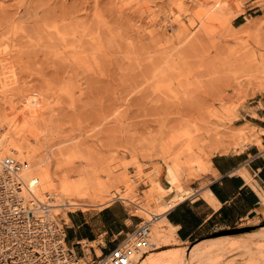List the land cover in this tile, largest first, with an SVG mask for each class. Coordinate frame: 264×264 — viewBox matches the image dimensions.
<instances>
[{
	"label": "rangeland",
	"instance_id": "374dc122",
	"mask_svg": "<svg viewBox=\"0 0 264 264\" xmlns=\"http://www.w3.org/2000/svg\"><path fill=\"white\" fill-rule=\"evenodd\" d=\"M202 1L214 0H0V116L38 141L39 156L54 155L71 203L52 210L59 222L113 201L147 219L129 200L155 210L153 195L167 200L207 182L208 170L176 172L164 157L183 159L188 137L209 159L235 152L230 135L252 129L251 106L264 99V0L237 26L243 0L212 20ZM260 210L206 231L203 249L223 248L201 264H264ZM174 244L161 236L137 264L147 255L165 264L180 250L155 252Z\"/></svg>",
	"mask_w": 264,
	"mask_h": 264
},
{
	"label": "crops",
	"instance_id": "0c3cea01",
	"mask_svg": "<svg viewBox=\"0 0 264 264\" xmlns=\"http://www.w3.org/2000/svg\"><path fill=\"white\" fill-rule=\"evenodd\" d=\"M262 1L243 0V12L232 19V24L237 26L247 17L259 16ZM251 107H255L256 117H252L256 120L253 122L263 150L252 145L237 152L213 154L204 174L207 182L165 212L164 219L172 227L170 232L175 244L173 248L157 250L156 254L181 250L186 244L204 240L199 238L220 221L252 218L257 210L263 212L259 209L261 201L256 191L264 193V99ZM205 190L215 199L214 205L200 194ZM63 223L67 244L80 256L78 242L91 245L95 251H108L124 240L139 220L123 202L113 201L100 208L88 206L68 212Z\"/></svg>",
	"mask_w": 264,
	"mask_h": 264
},
{
	"label": "bare ground",
	"instance_id": "6f19581e",
	"mask_svg": "<svg viewBox=\"0 0 264 264\" xmlns=\"http://www.w3.org/2000/svg\"><path fill=\"white\" fill-rule=\"evenodd\" d=\"M229 2H231V0H214L210 3H208L207 1H202L199 2V4H210V6H208L209 8L204 11V15L205 19L212 20L218 19L216 13L221 11ZM250 126L252 128L251 130H239L233 132L230 135L232 145L234 146V148H236V152L239 150H243L250 143L261 146V139L256 127L254 125ZM207 130H210V128L208 127ZM25 132L24 130H22V126L19 124V122L11 120L8 116H0V169L2 168L1 162L5 157L12 158L17 162H25L26 167L23 168L19 173V179L21 181L20 195L24 200L34 198L40 201H48L50 206V215L55 217L56 214L52 213V210L55 207L57 208L58 206L62 207V205H71V203H69L67 199H64V197L68 193L69 185L65 182L64 174L59 175L58 169L53 166L54 155L45 153L42 156H39L38 150L40 149V146H38V141L37 143L30 142L29 137ZM213 133L214 135H216L217 132L215 131V129ZM187 139L188 142L186 144L188 151L187 155L183 159L177 160L178 158H176L174 155L172 157L166 156L164 158L168 161L169 166L176 172L184 169L187 170V173L193 175H195L196 173H206L210 163L209 157L200 155L199 152H194L192 149L194 143L191 142L190 137H188ZM218 145L220 146V148L225 149L227 146V142L224 140H216V146ZM76 189L78 190L79 188ZM50 191H57V193L60 194L63 200H54L53 194H51ZM256 192L261 201V206L259 209H264V193L260 190ZM41 193L44 194L41 195ZM194 193L195 190L193 188L183 189L180 192L172 193L167 200H163V197L161 195H153V199L158 202L155 210H151L146 203L135 201L133 202L131 201L132 199L129 200L136 205V210L144 214L143 217H148L147 219H143L141 223H148L149 225V246L152 247V245H154V243H156L161 236H165L166 238L172 237L170 232V229L172 227L165 221L164 214L177 202L191 196ZM200 194L210 204H215L216 201L209 193V191H201ZM46 197L48 199H46ZM166 229L169 230L168 233L163 232ZM205 245H207V242H203V240L194 242L187 248L186 251H184L183 249L179 252L176 251L173 253L171 259L165 258L161 261H164L165 264H201V258L205 253H209L213 250H222L223 248L219 246H213L207 249H203ZM183 251L185 252V254ZM96 253L100 254L98 250H96ZM142 257H136V264ZM148 257V255L145 256L141 260L140 264H152L153 260L149 259ZM76 264H79V262H77Z\"/></svg>",
	"mask_w": 264,
	"mask_h": 264
},
{
	"label": "built area",
	"instance_id": "2783aa9c",
	"mask_svg": "<svg viewBox=\"0 0 264 264\" xmlns=\"http://www.w3.org/2000/svg\"><path fill=\"white\" fill-rule=\"evenodd\" d=\"M1 164L0 264H136V257L151 249L149 225L140 220L124 240L100 254L78 242L82 253L77 256L67 244L64 223L50 215L48 201L20 195L19 173L26 163L5 157Z\"/></svg>",
	"mask_w": 264,
	"mask_h": 264
}]
</instances>
